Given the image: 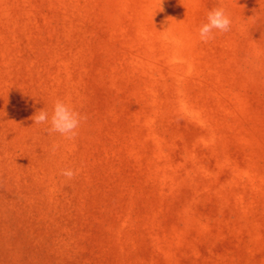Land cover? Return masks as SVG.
<instances>
[{"label":"rangeland","instance_id":"obj_1","mask_svg":"<svg viewBox=\"0 0 264 264\" xmlns=\"http://www.w3.org/2000/svg\"><path fill=\"white\" fill-rule=\"evenodd\" d=\"M0 264H264V0H0Z\"/></svg>","mask_w":264,"mask_h":264},{"label":"clouds","instance_id":"obj_2","mask_svg":"<svg viewBox=\"0 0 264 264\" xmlns=\"http://www.w3.org/2000/svg\"><path fill=\"white\" fill-rule=\"evenodd\" d=\"M231 23V19L223 7L209 10L206 15V22L202 23L197 30L200 41L208 43L215 39L214 33L229 32ZM30 119L36 125H49L47 131L50 135L57 133L66 140H74L78 135V129L87 117L65 101L57 99L53 103L51 113L44 109L38 110ZM77 173L78 170L62 169L60 175L71 180Z\"/></svg>","mask_w":264,"mask_h":264}]
</instances>
